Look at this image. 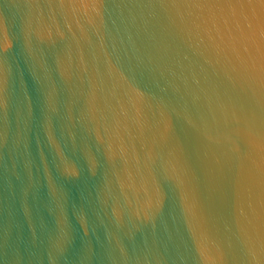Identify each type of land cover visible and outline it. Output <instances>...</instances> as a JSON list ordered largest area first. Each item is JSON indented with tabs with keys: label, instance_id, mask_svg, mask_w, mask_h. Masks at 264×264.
Here are the masks:
<instances>
[{
	"label": "water",
	"instance_id": "1",
	"mask_svg": "<svg viewBox=\"0 0 264 264\" xmlns=\"http://www.w3.org/2000/svg\"><path fill=\"white\" fill-rule=\"evenodd\" d=\"M0 264H264V0H0Z\"/></svg>",
	"mask_w": 264,
	"mask_h": 264
}]
</instances>
